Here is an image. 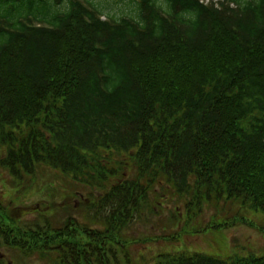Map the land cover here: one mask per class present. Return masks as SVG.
Segmentation results:
<instances>
[{
  "label": "trees",
  "instance_id": "16d2710c",
  "mask_svg": "<svg viewBox=\"0 0 264 264\" xmlns=\"http://www.w3.org/2000/svg\"><path fill=\"white\" fill-rule=\"evenodd\" d=\"M117 1L130 13L102 19L89 0H0V164L15 177L48 165L89 187L85 211L114 207L87 216L103 229L26 228L0 208L13 223L2 243L24 252L13 264H111L102 251L164 181L264 212V0ZM150 264H264V253Z\"/></svg>",
  "mask_w": 264,
  "mask_h": 264
},
{
  "label": "rangeland",
  "instance_id": "374dc122",
  "mask_svg": "<svg viewBox=\"0 0 264 264\" xmlns=\"http://www.w3.org/2000/svg\"><path fill=\"white\" fill-rule=\"evenodd\" d=\"M89 1L105 7L103 18L130 13L124 1ZM148 190V198L140 202L139 212L135 211L123 223V237H117L120 244L110 240L102 251L108 254L111 264L115 259L118 260L115 264H150L158 261L160 254L174 251L203 252L228 260L264 253V212L250 204L235 199L218 203L213 199L194 200L192 191L180 196L165 181L153 184ZM89 192V187L48 165H38L32 175L23 172L21 177H15L0 164V208L6 207L7 213L19 220L18 225L26 228L64 227L70 218H76L78 224L88 222L90 227L103 229L104 224L97 221L95 224L87 216L93 217L98 210L96 219L102 220L113 213L114 207L108 203L85 211L82 204L87 207L85 198ZM11 226L10 217L0 209V254H5L6 264H13L10 259L14 253L19 258L24 253L2 243L6 235L2 229ZM28 256V263L48 262L36 254Z\"/></svg>",
  "mask_w": 264,
  "mask_h": 264
}]
</instances>
